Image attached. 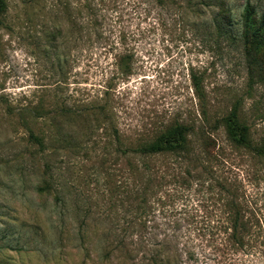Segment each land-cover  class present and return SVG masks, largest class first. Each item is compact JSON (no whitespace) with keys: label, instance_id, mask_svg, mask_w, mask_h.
<instances>
[{"label":"rangeland","instance_id":"1","mask_svg":"<svg viewBox=\"0 0 264 264\" xmlns=\"http://www.w3.org/2000/svg\"><path fill=\"white\" fill-rule=\"evenodd\" d=\"M5 2L0 264H153L172 236L183 260L264 264V51L244 39L264 0ZM175 124L187 156L131 153Z\"/></svg>","mask_w":264,"mask_h":264},{"label":"trees","instance_id":"2","mask_svg":"<svg viewBox=\"0 0 264 264\" xmlns=\"http://www.w3.org/2000/svg\"><path fill=\"white\" fill-rule=\"evenodd\" d=\"M6 10L5 0H0V18ZM244 27V39L246 42L251 41L252 51H264V42L258 40L260 30L264 27V16L262 19V27L254 29V23L250 20V13H246ZM258 40V41H257ZM222 125L228 140L237 146L247 147L249 144V134L248 128L241 123L237 108H234L223 120ZM189 127L182 124H175L166 128L160 134L155 136L151 141L141 142L135 148L131 149V153L143 157L149 158L156 155L163 154H173L177 156H187L189 154ZM39 145H42V140L38 137L31 135ZM127 151L125 154L127 155ZM232 209H234V214L228 218V222L232 229L231 240L233 244L239 245L241 241L240 231H243L245 228V223L242 220L239 210L232 204ZM178 238L172 236L171 239H168L166 243L160 244V255H165V258L162 260H153V264H199L200 259L204 255H201L199 252H196L193 248H188L186 250L185 258L183 260L182 254L179 253L178 248L176 247V242Z\"/></svg>","mask_w":264,"mask_h":264}]
</instances>
